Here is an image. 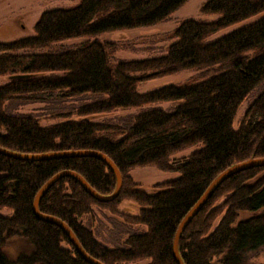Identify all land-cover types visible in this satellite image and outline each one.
<instances>
[{
    "label": "trees",
    "instance_id": "16d2710c",
    "mask_svg": "<svg viewBox=\"0 0 264 264\" xmlns=\"http://www.w3.org/2000/svg\"><path fill=\"white\" fill-rule=\"evenodd\" d=\"M189 1L81 0L73 7L43 13L35 35L0 42V77L13 78L0 85V147L26 154L96 151L122 175L121 192L113 201L99 202L68 176L56 182L39 204L41 213L67 224L84 250L103 264L145 260L178 264L173 250L176 233L211 183L235 164L264 158V92L234 129L240 107L264 83V17L209 40L264 13V0H208L201 13L218 18L182 21L170 35L174 42L157 57L115 60L124 44L97 39L108 32L166 22ZM78 38L87 40L52 52L54 46ZM189 70L200 74L184 83L138 92L142 83ZM55 94L64 101L93 96L74 112L80 117L119 109L140 112L102 123L62 115L64 121L49 126H42L32 114L15 112ZM168 102L175 104L171 110L153 107ZM196 145L201 147L189 157L173 159ZM145 167L180 177L148 191L130 175ZM62 171L79 174L100 194L110 195L116 189L113 170L98 157L33 162L0 154V264H90L62 228L40 220L33 209L39 190ZM125 200L139 206L137 216L121 211ZM95 208L109 211L113 217L109 221L121 229L116 236L122 240L115 235L111 239L114 248L98 240L95 220L88 226L81 222L94 217ZM5 209L12 211L11 216L3 214ZM259 211L239 220L242 213ZM14 238L28 241L33 251L11 259L5 247ZM263 249L264 167L224 181L179 243L185 264H248Z\"/></svg>",
    "mask_w": 264,
    "mask_h": 264
},
{
    "label": "rangeland",
    "instance_id": "374dc122",
    "mask_svg": "<svg viewBox=\"0 0 264 264\" xmlns=\"http://www.w3.org/2000/svg\"><path fill=\"white\" fill-rule=\"evenodd\" d=\"M81 0H0V42L8 43L14 40H18L24 37H30L35 35V26L41 15L47 11L58 8H70L77 5ZM208 0H191L186 3L181 9L176 11L171 18L163 23H160L153 27L136 28L131 30H118L108 32L97 37L101 41L119 42L124 44V49L119 50L115 55V60H143L152 57H157L166 53L167 48L174 42L170 39L171 33L178 27V25L187 19L213 21L218 18L217 15H204L201 13V8ZM264 17V13L259 14L251 19H247L241 23L235 24L209 38V40L218 39L233 31L240 29L246 25L252 24ZM87 38H78L68 40L60 43L59 46H54L52 52L60 51L61 47L72 48ZM44 50L41 52H47ZM200 72L189 70L179 74L167 76L154 81L142 83L138 87L139 93H147L162 89L169 85H175L184 83L190 79H195ZM8 76L0 77V85H3L10 81ZM264 92V83L259 85L250 97L240 107L237 118L234 122V129L237 130L244 118L248 108L251 104ZM61 95H48L46 96V102H36L27 105H22L15 110L20 114H32L40 119L42 126H49L64 121L59 117L62 115H69L72 120L88 119L92 122H116L122 117L129 115H135L140 112V109H119L110 113L95 114L90 116H78L74 114L76 109L86 102H91L93 96H84L71 101H64ZM175 104L172 102L157 104L153 107H162L165 110H171ZM201 146L196 145L190 147L175 156L174 160H181L189 157L194 151L198 150ZM133 180L141 184L148 191H153V187L158 184L174 181L180 177L178 173H164L156 169L155 167H145L143 169H134L130 172ZM219 202L217 205H220ZM120 209L133 216L139 214V206L132 200H125ZM259 211L255 214L242 213L239 220H246L254 215L260 214ZM3 214L11 216L12 211L5 209ZM113 218L109 211L95 209L94 217H84L81 222L83 225L88 226L91 219L95 220L93 224V230L98 236L99 241L104 243L109 248H114L115 244L111 242V239L122 240V237H117L121 229L114 226L108 219ZM222 216L219 217L213 225V229L217 226ZM97 219V220H96ZM121 220L120 218H118ZM115 229L114 234L111 233ZM125 238H123L124 240ZM33 251L32 245L21 238H14L8 241L5 252L15 260L22 253H31ZM150 260L127 263V264H149ZM126 264V263H125ZM248 264H264V249L255 255H252Z\"/></svg>",
    "mask_w": 264,
    "mask_h": 264
},
{
    "label": "water",
    "instance_id": "95a60500",
    "mask_svg": "<svg viewBox=\"0 0 264 264\" xmlns=\"http://www.w3.org/2000/svg\"><path fill=\"white\" fill-rule=\"evenodd\" d=\"M13 79V78H11ZM0 154H3L8 157H12L15 159L20 160H27V161H45V160H55V159H63V158H74V157H98L102 159L109 168H111L116 176L117 179V185L114 192L110 195H103L94 190L86 181L83 179L79 174L72 172V171H62L58 174L54 175L51 179H49L43 187L39 190L34 203H33V209L36 214V216L43 221H48L57 224L60 228H62L66 234L68 235L71 243L75 246L77 252L90 264H103L99 260L93 258L90 256L82 247L81 243L77 239L76 235L72 231V229L65 224L63 221L59 220L58 218L45 215L40 212L39 210V204L41 201V198L43 195L60 179L63 177H74L76 178L79 183L83 186V188L96 200L99 202H110L115 200L122 189V175L116 165L104 154L96 151H59V152H47L43 154H26V153H20L15 152L12 150H8L5 148L0 147ZM254 167H264V158L261 159H250L245 162H241L238 164H235L225 170L223 173H221L207 188L205 193L202 195V197L198 200V202L195 204V206L190 210V212L185 216L183 219L181 225L179 226V229L176 233L174 244H173V250H174V256L178 264H185L180 251H179V243L180 239L188 227V225L191 223V221L200 213V211L203 209L207 201L211 198L212 194L217 190V188L227 179L232 177L233 175L243 172L245 170L254 168Z\"/></svg>",
    "mask_w": 264,
    "mask_h": 264
},
{
    "label": "crops",
    "instance_id": "0c3cea01",
    "mask_svg": "<svg viewBox=\"0 0 264 264\" xmlns=\"http://www.w3.org/2000/svg\"><path fill=\"white\" fill-rule=\"evenodd\" d=\"M95 209H96V208H95ZM95 209H94V210H95ZM121 211H122V210H121ZM104 216H105V217H108V216H107V215H105V214H104ZM108 218H110V217H108ZM96 220H97V219H96ZM93 222H95V221H93ZM93 224H94V223H93ZM142 229L146 230V228H145V227H143ZM98 235L100 236V233H98ZM98 240H99V239H98ZM100 242H101V241H100Z\"/></svg>",
    "mask_w": 264,
    "mask_h": 264
}]
</instances>
